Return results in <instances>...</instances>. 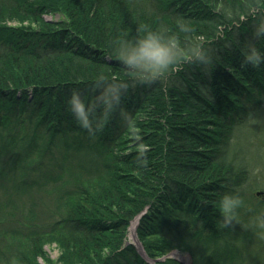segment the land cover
<instances>
[{
    "label": "trees",
    "instance_id": "1",
    "mask_svg": "<svg viewBox=\"0 0 264 264\" xmlns=\"http://www.w3.org/2000/svg\"><path fill=\"white\" fill-rule=\"evenodd\" d=\"M261 27L264 0H0V179H20L10 194L37 172L63 181L42 222L0 229V264H152L128 242L139 215L157 264H177L175 250L191 264H264L252 136L264 141V63L244 56L264 54ZM141 29L197 41L210 62L141 83L118 59ZM228 193L245 206L226 228ZM9 199L1 223L22 211Z\"/></svg>",
    "mask_w": 264,
    "mask_h": 264
},
{
    "label": "clouds",
    "instance_id": "2",
    "mask_svg": "<svg viewBox=\"0 0 264 264\" xmlns=\"http://www.w3.org/2000/svg\"><path fill=\"white\" fill-rule=\"evenodd\" d=\"M181 33H190V26L178 21ZM136 39L127 41L126 54L118 56L124 67L136 75L141 83H152L170 73L184 62L207 64L210 57L197 41H181L179 35L161 31H144ZM256 36H264V27L258 28ZM245 63L259 67L264 63V54L253 45L244 50ZM118 103V100H117ZM245 206L238 194H225L219 201V210L224 227L238 223L239 210ZM257 227L264 229V214L257 218Z\"/></svg>",
    "mask_w": 264,
    "mask_h": 264
},
{
    "label": "rangeland",
    "instance_id": "3",
    "mask_svg": "<svg viewBox=\"0 0 264 264\" xmlns=\"http://www.w3.org/2000/svg\"><path fill=\"white\" fill-rule=\"evenodd\" d=\"M57 17L59 18V14H57ZM56 17H52V15H48L46 16V19L53 21V20H57L55 19ZM23 24H25L26 26L28 25L27 22H23ZM22 24V25H23ZM8 25L9 26H21L20 22L16 21V20H9L8 21ZM253 136V140L256 144H258V146H260L259 148L257 147V149H255V154L258 158V161L260 162V165L258 166V168L255 171V179L257 180L256 182H258L264 189V141L258 140L257 138L255 139V135ZM34 178H37L33 183H32V187L29 189H27L25 186L28 183V178H26L24 181L25 183H23L20 190L18 191H13L11 194V185L16 184V183H20V179H18L17 181H5L4 179H0V195L2 194L5 199V201H3V199L0 198V206H2V204H4V202H6L7 204L11 203V205H16V203L9 199L10 198H16L18 201L19 206L23 207L21 210V213H18L13 217L11 216L10 213L5 212L4 217V222L1 223L0 222V229H7L6 228V224H9L10 227H8L9 229L13 226H20L19 224L23 221L26 222H33L35 221V223H37L36 221H40L42 222V219L45 218V215H41V213H43L42 210L44 209H57V206L53 205L52 202V195H51V191L54 193L56 191H58L59 189H61L62 185H63V181H62V176L59 174L58 170H53L51 171V173L49 175H47V178L41 177L39 179V172L34 173ZM10 186V189H9ZM28 190V192H23L22 190L25 189ZM5 189L7 190L5 192ZM260 190V189H258ZM257 190V191H258ZM5 192V193H4ZM9 192V193H8ZM8 193V194H7ZM29 205L30 209L31 208H36L35 213L37 214L36 217L39 218H31V217H35L31 214L28 213V211L25 210V206ZM17 206V205H16ZM29 209V208H28ZM2 211V210H1ZM0 211V213H1ZM45 214H47V211L44 210ZM15 212V211H14ZM15 218H17V222H15L16 220H14ZM137 228V225H136ZM134 237L131 236V232H129L128 235V242H135L136 238V230ZM47 253L46 256L51 257L53 260H57V258L60 256V251L58 249V247L56 246V244L54 245H46L45 248ZM169 257L174 258L178 263L177 264H191V259H190V255L186 252H181L178 250H175L173 252H171V254L168 255ZM41 257V255H40ZM164 258H161V261ZM156 264V263H155Z\"/></svg>",
    "mask_w": 264,
    "mask_h": 264
},
{
    "label": "bare ground",
    "instance_id": "4",
    "mask_svg": "<svg viewBox=\"0 0 264 264\" xmlns=\"http://www.w3.org/2000/svg\"><path fill=\"white\" fill-rule=\"evenodd\" d=\"M137 220H134L130 227L131 236L134 237L135 230H136Z\"/></svg>",
    "mask_w": 264,
    "mask_h": 264
},
{
    "label": "water",
    "instance_id": "5",
    "mask_svg": "<svg viewBox=\"0 0 264 264\" xmlns=\"http://www.w3.org/2000/svg\"><path fill=\"white\" fill-rule=\"evenodd\" d=\"M257 195H264V192L263 191H257ZM142 247V246H141ZM142 249H143V247H142Z\"/></svg>",
    "mask_w": 264,
    "mask_h": 264
}]
</instances>
